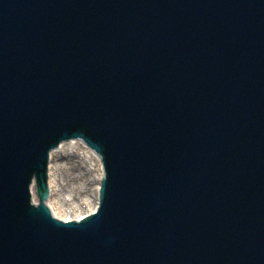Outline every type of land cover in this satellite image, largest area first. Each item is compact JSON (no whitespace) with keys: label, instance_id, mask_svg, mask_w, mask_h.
Here are the masks:
<instances>
[{"label":"water","instance_id":"95a60500","mask_svg":"<svg viewBox=\"0 0 264 264\" xmlns=\"http://www.w3.org/2000/svg\"><path fill=\"white\" fill-rule=\"evenodd\" d=\"M132 125L133 126L131 128V131L134 132L138 128V123L133 120ZM127 136L128 134L115 135L111 139L110 145H117L123 138ZM132 142L135 143V141ZM78 148H85V146L82 142L64 144L56 153L51 156L49 168V187L51 197L48 206L52 210L54 216L58 219L60 218L58 217L56 211H54L52 208L57 200L54 189V160L56 159V157H63L67 150ZM88 150L90 149L88 148ZM92 153L96 156L94 152ZM32 190L34 201L37 202L35 197V190ZM17 199H20L19 201L21 202V204L12 208H6L3 204H1L2 200L0 199V257L4 256L12 262H21L22 260L27 259V264H34L31 263V259L36 258L38 254H48V256L53 261L52 264H76L74 263L75 261H66L65 257L61 256L62 250H59L58 246L54 243L44 244L43 251L41 249H37V246H35L34 248L28 247V252L26 251V248L22 252L15 250L23 246L26 243L27 238L29 237H32L34 239L41 238L43 240L44 237L47 236V234L44 232L53 233V231L56 230L61 233L60 236L64 238V241L68 242L70 245L76 243H79L81 245L86 243L83 234L79 232V230L74 229L73 225L63 226L53 221L46 209L40 208L38 210L31 207L29 205V196L27 194V191L26 198H24V196H20ZM42 199H45V195H42ZM7 213H12V215H8ZM80 227L82 230H85L84 226ZM95 232H98V230ZM76 245L74 247H69L68 251H66L71 253L70 256H73L74 253L78 252V247H76Z\"/></svg>","mask_w":264,"mask_h":264},{"label":"bare ground","instance_id":"6f19581e","mask_svg":"<svg viewBox=\"0 0 264 264\" xmlns=\"http://www.w3.org/2000/svg\"><path fill=\"white\" fill-rule=\"evenodd\" d=\"M102 177L100 160L86 148L69 149L63 157H56L54 189L57 200L52 208L58 217L77 220L94 212L99 203Z\"/></svg>","mask_w":264,"mask_h":264},{"label":"rangeland","instance_id":"374dc122","mask_svg":"<svg viewBox=\"0 0 264 264\" xmlns=\"http://www.w3.org/2000/svg\"><path fill=\"white\" fill-rule=\"evenodd\" d=\"M76 198V197H75Z\"/></svg>","mask_w":264,"mask_h":264}]
</instances>
